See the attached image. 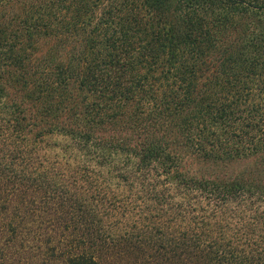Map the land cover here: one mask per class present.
<instances>
[{
	"label": "trees",
	"instance_id": "1",
	"mask_svg": "<svg viewBox=\"0 0 264 264\" xmlns=\"http://www.w3.org/2000/svg\"><path fill=\"white\" fill-rule=\"evenodd\" d=\"M29 249L264 264V0H0V264Z\"/></svg>",
	"mask_w": 264,
	"mask_h": 264
},
{
	"label": "rangeland",
	"instance_id": "2",
	"mask_svg": "<svg viewBox=\"0 0 264 264\" xmlns=\"http://www.w3.org/2000/svg\"><path fill=\"white\" fill-rule=\"evenodd\" d=\"M27 239H28L29 243L26 246H30L31 236L29 235L27 237ZM23 245H24V243H23ZM27 248H29V247H27ZM15 250H17V248ZM29 250L30 251H27V252H30V255H26L24 253H19L21 255V257H18V255L13 253V256H12L13 260H12L11 263L12 264H35L36 261H38V257L41 258L38 255L39 252H37L36 250H32V249H29ZM45 257H50V256L46 255ZM39 262H41L40 259H39ZM44 263L53 264V261L52 260L51 261L48 260V261H45Z\"/></svg>",
	"mask_w": 264,
	"mask_h": 264
}]
</instances>
